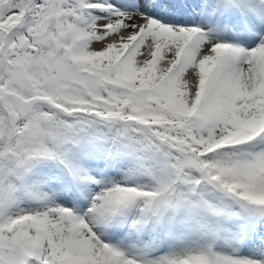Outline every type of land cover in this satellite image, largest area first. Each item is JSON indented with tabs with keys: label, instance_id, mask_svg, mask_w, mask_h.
<instances>
[{
	"label": "snow or ice",
	"instance_id": "obj_1",
	"mask_svg": "<svg viewBox=\"0 0 264 264\" xmlns=\"http://www.w3.org/2000/svg\"><path fill=\"white\" fill-rule=\"evenodd\" d=\"M0 264H264V0H0Z\"/></svg>",
	"mask_w": 264,
	"mask_h": 264
}]
</instances>
